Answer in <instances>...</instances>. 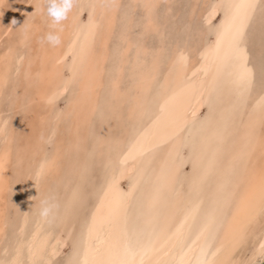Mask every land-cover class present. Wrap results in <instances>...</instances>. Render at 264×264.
Masks as SVG:
<instances>
[{
	"label": "rangeland",
	"instance_id": "rangeland-1",
	"mask_svg": "<svg viewBox=\"0 0 264 264\" xmlns=\"http://www.w3.org/2000/svg\"><path fill=\"white\" fill-rule=\"evenodd\" d=\"M215 4L216 12L212 14ZM238 4L241 10L223 56L221 77L218 76L200 109L177 128L180 136L173 148L179 161L170 182L174 194L187 189L185 181L193 167L201 166V163L192 166L196 138L191 128L196 124H212L216 115H226L227 119L224 118L220 136L211 132L206 139L207 145L215 142L224 145L215 152L217 163L210 183L227 174L230 179L224 188L229 189L231 178L235 179L245 166L256 164L263 155L257 151L248 154L247 150L257 139L264 141V0H78L68 18L55 26L43 9L42 0H3L0 53L6 48H13L14 53L0 94V118L7 120L0 133V148L11 135L9 184L2 201L4 231L0 236V261L14 252L18 239L29 236L35 221L41 218V201L49 199L57 207L49 219L40 223L42 231L57 238L49 264L78 263L88 213L111 167L107 153L117 142L125 151L130 148L127 146L130 140L133 142L132 138L144 141V132L157 124L158 113L171 107L177 76L187 70L191 61L195 63L211 42L213 48L217 47L227 19ZM67 26L74 48L69 50L42 41L48 32L60 33ZM54 60L58 62L53 80L56 87L44 91ZM91 60L94 61L89 63ZM194 72L189 71L187 77L190 87L198 81ZM89 74L100 75L94 91L80 86ZM137 82L142 86H135ZM90 94L91 110L80 121L72 122L82 115L79 111L82 108L77 105L84 102L86 95V99L90 98ZM130 103L137 104L136 114L131 112ZM69 107L81 114L67 110ZM138 131L140 134L136 136ZM101 135L103 140L95 143ZM57 140L61 146L57 171L32 182L38 153L50 155ZM140 141V146H144ZM166 153L164 146L151 152L148 159L151 170L131 192L126 216L128 232L145 220L148 210L143 193L155 187L159 177L154 173ZM136 169L135 172L141 165ZM127 176L120 180L125 188ZM223 201L226 213L231 204ZM23 212L26 221L20 231ZM22 259L20 263L27 264L26 258ZM37 262L42 264L40 260Z\"/></svg>",
	"mask_w": 264,
	"mask_h": 264
},
{
	"label": "bare ground",
	"instance_id": "bare-ground-1",
	"mask_svg": "<svg viewBox=\"0 0 264 264\" xmlns=\"http://www.w3.org/2000/svg\"><path fill=\"white\" fill-rule=\"evenodd\" d=\"M2 3L3 0H0V9ZM240 5L238 4L235 7L230 18L227 19L226 26H224L225 31L222 35V32L219 34L221 38L219 37L220 39L217 41V47L213 48V42H211L206 52L203 55L201 54L195 63L194 60L191 61L187 70L184 73L182 72L179 77L177 76L174 92L171 94L173 100L171 107L161 110L157 119H155L157 124L153 125L152 123L153 127L148 129V132H144L145 143L143 139L131 137L134 140L133 142L130 140L132 143L129 142L127 146H130V148L123 151L121 148L123 146H121V143L117 145V142L115 148L107 153L106 156L112 160L111 167L107 171L106 177L104 176L105 179H102L104 181L99 185L101 189L99 188L100 191L95 202L93 205L91 204L89 216L87 215L85 234L80 247L81 251L79 250L81 253H78L80 259L77 264H254L262 260L264 256V141L262 139H257L256 143L247 150L248 154L256 151L263 153L261 159L259 158L260 161L245 166V169L235 179L231 178L232 182L229 181L231 187L225 189L224 186L230 179L227 174H221L216 179V183L209 182L210 177L213 176L212 172L216 168L215 152L224 146L223 142L207 145L206 139L211 132L215 137L220 134L224 118L227 119V116L222 114L218 117L216 115L214 117L215 121L209 125L196 124L197 126L194 125L191 128L194 131V138H196L192 166L194 163H201V166L195 169L193 167L185 181L187 189L183 193L174 194V189L170 183L171 179L174 178L179 161V157H176V151L173 148L180 136L177 128L181 127L185 120L200 109L202 102L217 82L223 56L229 45L230 37L234 34V26L237 24L239 10H241ZM216 8L215 4L212 14L216 12ZM219 30H216V33H219ZM59 31L60 33L56 32L61 40L59 45L68 47L69 50L74 48L69 26L63 27ZM13 53V48H6L0 53V94L5 80H7L6 76H8L7 73ZM93 61L91 60L89 63ZM57 63V60L51 63V75H49V78L46 77L44 91H48L50 86H55L53 80L57 76L55 75ZM74 64L76 65V62ZM189 71H195L193 76L195 75L198 79L197 83L191 87L187 84ZM59 72V74H62L60 69ZM89 75L85 76L80 86L94 91L100 75ZM143 78L145 77L143 76ZM140 80H142V76ZM139 82L135 86L139 85ZM115 85L116 82L113 86ZM140 86L142 85L140 84ZM30 90L32 89L30 88ZM86 98L83 99L85 104L80 103L81 106L79 102L82 99L78 103H74L75 105L79 104L77 105L79 109L82 108L79 110L82 111V115L76 111L77 107L73 104L76 109L74 110L81 117L76 116L77 113H75L76 118H73L74 121L72 120V122L80 121L91 110L89 109L92 104L91 94L90 98ZM139 101L136 102L140 104ZM41 104L40 106H42ZM136 105L130 103V110L135 114L139 111L136 110ZM70 108L67 110L72 111L73 109ZM149 110H152V108ZM6 124L7 120L0 118V133L5 129ZM55 124L56 122H54ZM139 124L141 123L139 122ZM182 130L184 128L181 129V132ZM139 134L138 131L136 136ZM123 139L125 140V137ZM123 139L121 142L124 144ZM139 139L142 140L144 146H140L141 141ZM102 140L103 136L101 135L95 143ZM10 141L11 135H9L6 144L0 148V236L4 231L2 201L9 184ZM159 146H164L168 153L162 156V160H157L159 161V167L154 175L159 179L156 178L157 181L154 184L156 188L153 186L152 190L143 193L144 206L148 210L145 220L138 227L133 226L130 233L126 228V216L130 207L131 192L136 183L145 176V173L151 170L152 164L148 163V159L151 152ZM60 152L61 146L58 140L50 155L45 156L43 152H39L38 157L35 159L36 166L32 171L33 180H30L38 182L46 175L56 172L59 167ZM138 164L141 165V169L135 172ZM125 175H128L125 179L127 188L120 182ZM157 183H160V186H156ZM28 184L29 181H26L25 185L29 186ZM203 199L206 201H203ZM223 200L227 204H231L229 211L226 213L223 208L226 204ZM25 221L24 213L18 225L20 231H22ZM41 221V218L35 221L28 237L24 239L17 238L18 240L14 244V252L5 261L2 262L1 260L0 264H21L20 262L24 257L27 264H35L38 260L42 264L50 263L49 260L54 252L57 238L53 237L50 232L42 231Z\"/></svg>",
	"mask_w": 264,
	"mask_h": 264
},
{
	"label": "clouds",
	"instance_id": "clouds-1",
	"mask_svg": "<svg viewBox=\"0 0 264 264\" xmlns=\"http://www.w3.org/2000/svg\"><path fill=\"white\" fill-rule=\"evenodd\" d=\"M77 3L78 0H42V7L55 26L61 24L68 18L69 13ZM12 23L15 24L16 21L13 20ZM42 41H47V43L53 46L59 45L61 42L60 36L53 31L48 32L42 38ZM56 207L57 205L49 199L42 200L39 208V216L44 220L49 219Z\"/></svg>",
	"mask_w": 264,
	"mask_h": 264
},
{
	"label": "water",
	"instance_id": "water-1",
	"mask_svg": "<svg viewBox=\"0 0 264 264\" xmlns=\"http://www.w3.org/2000/svg\"><path fill=\"white\" fill-rule=\"evenodd\" d=\"M254 264H264V256L261 261H259L258 263H254Z\"/></svg>",
	"mask_w": 264,
	"mask_h": 264
}]
</instances>
